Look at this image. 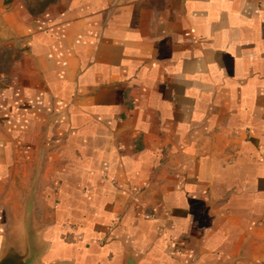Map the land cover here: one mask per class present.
Here are the masks:
<instances>
[{
	"label": "crops",
	"instance_id": "obj_1",
	"mask_svg": "<svg viewBox=\"0 0 264 264\" xmlns=\"http://www.w3.org/2000/svg\"><path fill=\"white\" fill-rule=\"evenodd\" d=\"M264 264V0H0V257Z\"/></svg>",
	"mask_w": 264,
	"mask_h": 264
},
{
	"label": "water",
	"instance_id": "obj_2",
	"mask_svg": "<svg viewBox=\"0 0 264 264\" xmlns=\"http://www.w3.org/2000/svg\"><path fill=\"white\" fill-rule=\"evenodd\" d=\"M0 264H26L22 257L17 256L11 250L0 257Z\"/></svg>",
	"mask_w": 264,
	"mask_h": 264
}]
</instances>
